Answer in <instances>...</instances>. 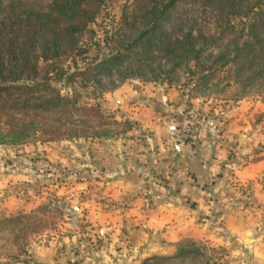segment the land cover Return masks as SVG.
<instances>
[{"label": "crops", "instance_id": "obj_1", "mask_svg": "<svg viewBox=\"0 0 264 264\" xmlns=\"http://www.w3.org/2000/svg\"><path fill=\"white\" fill-rule=\"evenodd\" d=\"M139 93L140 125L123 139L101 136L90 142V177L74 180L86 191L71 195L78 203L73 213L90 224L83 264H142L182 250L205 254L209 264H264L263 161L243 157L233 137L222 141L214 129L200 125L187 133V121ZM33 177L0 168L6 214L31 208L32 201L21 196ZM232 182L249 186L251 193L231 201ZM71 241L56 239L59 253L46 249L36 257L70 264Z\"/></svg>", "mask_w": 264, "mask_h": 264}, {"label": "trees", "instance_id": "obj_2", "mask_svg": "<svg viewBox=\"0 0 264 264\" xmlns=\"http://www.w3.org/2000/svg\"><path fill=\"white\" fill-rule=\"evenodd\" d=\"M102 3L0 0L1 113L46 112L53 122L58 114L97 115L98 108L75 106L49 83L64 77L67 61L74 69L67 80L83 76L102 90L129 76L196 75L191 68L204 88L222 70L245 87L264 82V0H125L115 26L96 40L91 25ZM208 262L201 252L182 250L142 264Z\"/></svg>", "mask_w": 264, "mask_h": 264}, {"label": "rangeland", "instance_id": "obj_3", "mask_svg": "<svg viewBox=\"0 0 264 264\" xmlns=\"http://www.w3.org/2000/svg\"><path fill=\"white\" fill-rule=\"evenodd\" d=\"M102 1V12L91 25L97 32L96 40L112 30L125 2ZM63 69L64 77L51 80V86L61 96L71 97L77 107L98 108V114H58V121L53 122L54 116L46 112L37 116L25 111L0 112V168L5 174L27 171L34 176L29 190L21 196H26L28 203L32 201L29 210L6 214L0 200V264H46L36 256L46 249L55 256L59 253L55 240L62 237L72 240L68 247L74 261L70 264L84 263L82 257L90 247V224L84 216L73 213L78 203H72L71 195L86 188L74 180L90 177V142L101 136L123 139L140 125L136 120L140 91L156 106L166 104L167 115L173 110L187 121V133L201 125L214 129L222 141L233 137L243 157L263 161L264 168V82L259 87H245L222 70L204 88L197 80L199 73L191 68L196 75L179 72L171 80L165 75L155 80L129 76L122 83L115 80L113 89L102 90L83 76L67 80L66 76L74 73L70 61ZM79 70L82 65L78 63ZM120 98L125 102L120 103ZM175 124L184 127L181 121ZM260 178L264 186V169ZM234 184L251 193L249 186L238 182H232L230 189ZM229 198L238 201L232 194Z\"/></svg>", "mask_w": 264, "mask_h": 264}, {"label": "built area", "instance_id": "obj_4", "mask_svg": "<svg viewBox=\"0 0 264 264\" xmlns=\"http://www.w3.org/2000/svg\"><path fill=\"white\" fill-rule=\"evenodd\" d=\"M230 190H231V194L234 195V197L238 196L241 193H244V197L248 196V193L246 194V192L242 191V189L238 184L232 185ZM231 199L234 200V198Z\"/></svg>", "mask_w": 264, "mask_h": 264}]
</instances>
